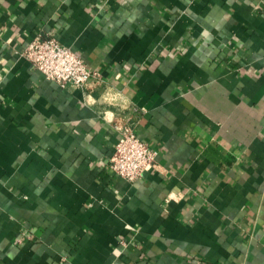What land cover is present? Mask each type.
Here are the masks:
<instances>
[{
    "label": "crops",
    "instance_id": "1",
    "mask_svg": "<svg viewBox=\"0 0 264 264\" xmlns=\"http://www.w3.org/2000/svg\"><path fill=\"white\" fill-rule=\"evenodd\" d=\"M117 122L156 150L133 182ZM0 264H264V0H0Z\"/></svg>",
    "mask_w": 264,
    "mask_h": 264
},
{
    "label": "built area",
    "instance_id": "2",
    "mask_svg": "<svg viewBox=\"0 0 264 264\" xmlns=\"http://www.w3.org/2000/svg\"><path fill=\"white\" fill-rule=\"evenodd\" d=\"M24 58L34 69L62 87L86 89L100 83V73L69 46L53 36L37 33L26 45ZM119 135L108 159V169L128 182L154 166L156 150L126 125L114 124Z\"/></svg>",
    "mask_w": 264,
    "mask_h": 264
}]
</instances>
